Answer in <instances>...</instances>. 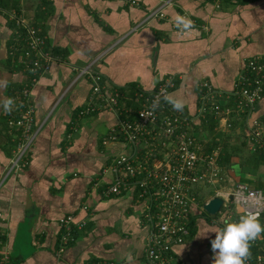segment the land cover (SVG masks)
<instances>
[{"label": "crops", "instance_id": "0c3cea01", "mask_svg": "<svg viewBox=\"0 0 264 264\" xmlns=\"http://www.w3.org/2000/svg\"><path fill=\"white\" fill-rule=\"evenodd\" d=\"M136 1L0 0V80L8 82L0 89V99L16 102L11 114L0 107V255L8 252L17 264H130L129 255L131 264H148L149 226L140 191L106 192L115 181L116 158L142 157L145 140L103 143L119 125V115L107 102L93 98L92 75L107 97L117 95L120 107L133 112L145 95L174 76L169 95L182 98L184 114L195 117L202 82L228 94L247 59L264 55V0ZM163 4L164 17H149ZM10 12L37 29L43 50L54 56L31 95L37 135L26 154L28 164L14 170L10 162L22 133L9 121L20 115L17 96L35 75L25 64L28 27L17 26ZM177 14L194 21L191 34H180L174 23ZM232 102L226 100L233 108ZM254 118L264 120V97L250 119L238 116L230 131L217 129V124L212 134L223 141L231 134V143L238 146L249 139ZM195 127L209 136L207 125ZM209 138L211 147L214 137ZM233 159L224 167L226 179L218 187L223 192L244 176L238 156ZM237 168L238 180L230 174ZM258 176L264 181V167ZM216 189L204 198L215 197ZM206 212L192 210L191 236L174 248L181 264H213L210 242L222 227L214 220L218 214ZM69 215L72 240L58 253L65 232L60 219ZM259 221L264 225V213Z\"/></svg>", "mask_w": 264, "mask_h": 264}, {"label": "built area", "instance_id": "2783aa9c", "mask_svg": "<svg viewBox=\"0 0 264 264\" xmlns=\"http://www.w3.org/2000/svg\"><path fill=\"white\" fill-rule=\"evenodd\" d=\"M124 1L138 4L136 0ZM164 9L165 4L154 8L149 17H164ZM2 11L4 10L0 7V12ZM9 15L17 26H29L21 15L15 12H10ZM183 15L190 18L187 14ZM27 35L29 39L24 50L25 64L35 76L17 96L22 105L20 115H14L9 121L11 127L20 129L22 133L10 162L11 170L23 168L28 164L26 154L37 135V131L32 128L35 107L31 95L38 83V75L49 70L54 61V56L43 50L44 39L37 29L28 27ZM92 78L93 98L107 102L119 115V125L112 129L103 143L121 140L137 143L145 140L146 145V152L142 157L121 154L116 158L112 165L115 181L106 192L110 195L120 194L132 188L138 189L146 203L143 217L149 226L145 244L147 263L181 264L174 254V248L186 243L191 236L192 210L196 207L205 210L201 201H210L204 197L200 200L199 190L204 192L208 185L216 186L226 179L224 168L219 162L221 149L211 148L210 138L197 132L194 124L200 119L213 116L218 121L217 129L230 131L238 116L250 119L264 97V55L247 59L245 71L239 76L235 89L228 94L220 92L208 81L202 82L200 104L195 117L187 116L183 111H174L171 105L164 102L163 97L169 95L170 89L175 85L174 76H168L151 94L145 95L141 107L135 112L122 109L117 95L107 97L97 77L92 75ZM156 97H160V107L150 117L141 116L140 113L152 110V101ZM228 98L232 99L233 108L226 103ZM248 136L252 149H264V120L254 118ZM229 189L225 192L216 189L215 192L216 196L224 200L218 212L219 218L214 219L222 229L225 227V221L238 222L240 216L248 211L259 212V218L262 216L263 189L240 181ZM72 221L71 215L60 219L65 232L61 237L58 253H62L72 240ZM250 244L257 245L260 250L255 257L250 256L245 264H264V239L258 237ZM0 264L17 263L11 260L8 252H3L0 255Z\"/></svg>", "mask_w": 264, "mask_h": 264}, {"label": "clouds", "instance_id": "9594fccd", "mask_svg": "<svg viewBox=\"0 0 264 264\" xmlns=\"http://www.w3.org/2000/svg\"><path fill=\"white\" fill-rule=\"evenodd\" d=\"M174 23L182 35H189L195 30V23L188 16L177 14ZM7 86V80H0V89H6ZM163 100L171 105L174 111L182 112L185 108L182 98L165 95ZM0 107L5 114H11L16 107V102L11 97H5L0 99ZM159 107L160 97H156L152 101V110L140 115L150 117ZM262 233H264V225L259 221V212L248 211L240 216L238 222L225 221V227L216 231L215 238L210 242L214 253L213 264H245L251 255L250 242L256 240ZM131 261L132 257L129 255L130 264Z\"/></svg>", "mask_w": 264, "mask_h": 264}, {"label": "trees", "instance_id": "16d2710c", "mask_svg": "<svg viewBox=\"0 0 264 264\" xmlns=\"http://www.w3.org/2000/svg\"><path fill=\"white\" fill-rule=\"evenodd\" d=\"M196 124H205L208 126L207 128L209 130L208 131L209 136L214 137L211 139L212 141L214 140V142L211 144V148L221 147V156L219 162L223 168L232 165L234 156H240L238 163L241 172L244 174V176L241 177L240 182H247L250 186L254 188H260L264 190V181H261L260 177L258 176L260 174L261 168L264 167L263 148L256 147V149H252L250 147L249 139H247L246 137L245 140H243L238 146H235L231 142H230L231 144L227 143V140H229V138H227V140L224 139L223 141V138H221L219 135L214 136L212 133L214 132V128L218 124V121L213 116H209L207 119H202V120L200 119L196 121L194 125L196 126ZM218 139L219 142L217 141ZM244 148L246 149V151L248 150L246 154L242 153V149ZM241 153L243 154L242 156ZM251 175L256 176L257 178L252 179L249 177ZM199 199L201 200V198ZM204 203L205 202H203L202 204ZM258 248L259 247L257 245L250 244V253H251L250 256H252V254L254 253L256 254Z\"/></svg>", "mask_w": 264, "mask_h": 264}, {"label": "rangeland", "instance_id": "374dc122", "mask_svg": "<svg viewBox=\"0 0 264 264\" xmlns=\"http://www.w3.org/2000/svg\"><path fill=\"white\" fill-rule=\"evenodd\" d=\"M229 138V140H227V143H230V142H232L233 140H234V138L232 137V135L230 134V136L228 137ZM230 138H231V140H230ZM231 144V143H230ZM239 145V144H238ZM248 151V150H247ZM247 151H246V149L244 148V149H242V153L243 154H246L247 153ZM241 153V156L243 155ZM240 156H238V158H239ZM240 169V168H239ZM230 174L232 175V177L233 178H237V180H238V168L237 169H234V170H231L230 171ZM236 181V180H235ZM233 182H234V180H233ZM222 185H223V182H222ZM224 186H226V185H224ZM218 187H220L221 188V185H216V186H214V185H208L206 188H204V192L203 191H201V190H199V198H203L204 196L206 197V196H208V197H210V194L217 188V190H219L218 189ZM232 187V185H227V188H231ZM216 190V191H217ZM219 191H221V190H219ZM204 199H206V198H204ZM207 213V215L208 216H211L208 212H206Z\"/></svg>", "mask_w": 264, "mask_h": 264}, {"label": "water", "instance_id": "95a60500", "mask_svg": "<svg viewBox=\"0 0 264 264\" xmlns=\"http://www.w3.org/2000/svg\"><path fill=\"white\" fill-rule=\"evenodd\" d=\"M224 203L223 198L219 197V196H215L212 199H210V201L204 203V209L209 213V214H217L222 205Z\"/></svg>", "mask_w": 264, "mask_h": 264}]
</instances>
